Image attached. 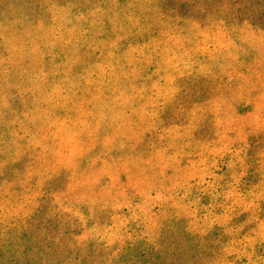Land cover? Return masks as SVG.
I'll list each match as a JSON object with an SVG mask.
<instances>
[{
	"label": "rangeland",
	"instance_id": "1",
	"mask_svg": "<svg viewBox=\"0 0 264 264\" xmlns=\"http://www.w3.org/2000/svg\"><path fill=\"white\" fill-rule=\"evenodd\" d=\"M228 2L0 0V264H264V0Z\"/></svg>",
	"mask_w": 264,
	"mask_h": 264
},
{
	"label": "trees",
	"instance_id": "2",
	"mask_svg": "<svg viewBox=\"0 0 264 264\" xmlns=\"http://www.w3.org/2000/svg\"><path fill=\"white\" fill-rule=\"evenodd\" d=\"M224 1V0H222ZM221 0H156V3L161 7V11L169 13L173 17H194L200 19L212 18L213 14H225L226 16H237L239 9L233 8L228 3L223 4ZM222 5H219L221 4ZM237 13H236V12ZM5 12L4 6L0 3V13ZM247 18L252 19L256 23L264 22V12L259 14L249 13ZM261 24V23H260ZM184 264H200L199 258L185 257Z\"/></svg>",
	"mask_w": 264,
	"mask_h": 264
}]
</instances>
